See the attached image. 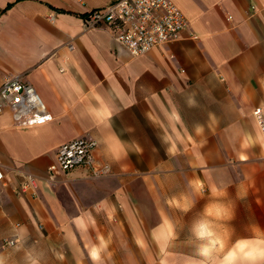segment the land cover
I'll list each match as a JSON object with an SVG mask.
<instances>
[{
  "label": "crops",
  "instance_id": "obj_1",
  "mask_svg": "<svg viewBox=\"0 0 264 264\" xmlns=\"http://www.w3.org/2000/svg\"><path fill=\"white\" fill-rule=\"evenodd\" d=\"M113 1L0 0V83L23 75L52 115L0 113V264H264V0H171L187 28L140 56L83 29ZM81 136L110 173L16 190Z\"/></svg>",
  "mask_w": 264,
  "mask_h": 264
},
{
  "label": "built area",
  "instance_id": "obj_2",
  "mask_svg": "<svg viewBox=\"0 0 264 264\" xmlns=\"http://www.w3.org/2000/svg\"><path fill=\"white\" fill-rule=\"evenodd\" d=\"M83 29L109 24L113 28L114 40L132 56L146 54L153 47L160 46L179 37L187 28L188 20L176 3L171 0H114L104 7L90 9L83 16ZM74 46L67 43L68 50ZM8 110L14 124L19 127L41 125L52 119L43 98L34 85L21 74L4 77L0 83V113ZM254 115L264 137V118L261 107L254 109ZM97 142L89 136L72 138L57 147L56 162L48 165L43 175L15 169L20 177L16 190L36 195L39 181L55 185L59 180L58 170H69L82 166L91 177L110 173V165L96 164L93 149ZM8 171L0 165V181ZM19 239H4L2 245L15 246Z\"/></svg>",
  "mask_w": 264,
  "mask_h": 264
},
{
  "label": "rangeland",
  "instance_id": "obj_3",
  "mask_svg": "<svg viewBox=\"0 0 264 264\" xmlns=\"http://www.w3.org/2000/svg\"><path fill=\"white\" fill-rule=\"evenodd\" d=\"M150 180H153V178H151V175H149V176L137 175V183L150 182ZM160 180L165 181L166 180L165 176L161 175ZM144 193H145L144 191H138V194H144Z\"/></svg>",
  "mask_w": 264,
  "mask_h": 264
},
{
  "label": "trees",
  "instance_id": "obj_4",
  "mask_svg": "<svg viewBox=\"0 0 264 264\" xmlns=\"http://www.w3.org/2000/svg\"><path fill=\"white\" fill-rule=\"evenodd\" d=\"M88 11H89V10H88ZM88 11H87V12H88ZM87 12H86V13H87ZM86 13H85V14H86Z\"/></svg>",
  "mask_w": 264,
  "mask_h": 264
}]
</instances>
